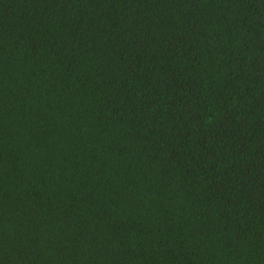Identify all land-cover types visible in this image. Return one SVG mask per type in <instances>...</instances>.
Returning <instances> with one entry per match:
<instances>
[{
  "label": "trees",
  "instance_id": "obj_1",
  "mask_svg": "<svg viewBox=\"0 0 264 264\" xmlns=\"http://www.w3.org/2000/svg\"><path fill=\"white\" fill-rule=\"evenodd\" d=\"M0 264H264V0H0Z\"/></svg>",
  "mask_w": 264,
  "mask_h": 264
}]
</instances>
